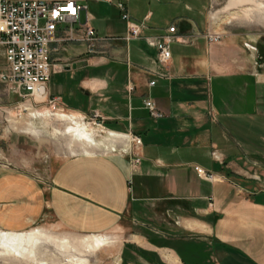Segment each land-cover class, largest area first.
Wrapping results in <instances>:
<instances>
[{
    "label": "crops",
    "instance_id": "1",
    "mask_svg": "<svg viewBox=\"0 0 264 264\" xmlns=\"http://www.w3.org/2000/svg\"><path fill=\"white\" fill-rule=\"evenodd\" d=\"M77 1L80 23L98 35L125 34L123 1L133 20H147L143 35L173 24L177 38L160 64L143 39L110 40L95 55L84 42H60L66 49L52 57L63 67L50 74L47 98L97 112L128 148L140 138V162L91 149L54 161L47 182L0 164V233L41 229L70 245L40 240L33 260L7 264H88L76 240L112 242L109 232L122 234L120 264H264V0Z\"/></svg>",
    "mask_w": 264,
    "mask_h": 264
},
{
    "label": "built area",
    "instance_id": "2",
    "mask_svg": "<svg viewBox=\"0 0 264 264\" xmlns=\"http://www.w3.org/2000/svg\"><path fill=\"white\" fill-rule=\"evenodd\" d=\"M117 8L126 25L122 37L98 35L92 26L82 25L80 12L86 6L77 0H0V49L3 56L0 82L21 97L38 102L43 97L55 107L56 100L47 98L45 85L50 74L63 67L52 57L53 52L66 49L60 44L63 41L84 42L87 52L103 54L110 40L130 42L143 39L147 45L156 48L157 63L167 62L171 57L170 44L177 38L175 25L166 27L159 35L146 36L143 35L148 27L145 18L133 20L123 1L117 2ZM59 29L64 33L61 37L57 34ZM55 42L59 44L52 46ZM144 104L152 117L162 116L152 101L145 100ZM132 139L137 145L141 143L138 137ZM139 161L140 157L135 155L133 163ZM195 170L200 177L213 179L212 173L200 167Z\"/></svg>",
    "mask_w": 264,
    "mask_h": 264
},
{
    "label": "rangeland",
    "instance_id": "3",
    "mask_svg": "<svg viewBox=\"0 0 264 264\" xmlns=\"http://www.w3.org/2000/svg\"><path fill=\"white\" fill-rule=\"evenodd\" d=\"M83 2L88 3L87 0H83ZM0 60L2 61L1 71L3 68L1 52ZM53 104L47 100L38 102L29 97H21L14 93L11 88L0 82V164L5 165L6 168H13L27 173L41 182L48 181L51 174L50 165L54 161L62 160L73 153L89 152L91 149L97 152L131 155L132 164L136 165L133 163V153L137 144L133 139L130 142L129 148L123 141L112 142L115 146L114 150L107 149L106 146L91 148L90 144L85 141L64 134V129L69 123L57 117V114L74 115L76 117L75 121L88 130L87 134H91V139L96 141V143L106 141L107 133L116 132L121 134L110 123L103 121L97 112L90 111L79 114L77 111L66 109V107L59 105L57 102H55V107L52 106ZM30 127H36V129H33L35 131L34 134L30 133L31 131L29 132V130H32ZM38 230L45 233L41 229ZM47 230L62 232L56 230L55 227H47ZM108 234L113 237V241L110 242L111 237L102 235L105 238V244L91 253H86L88 264H120V259L123 255L121 251L122 234L112 232ZM52 237L54 238L53 245L58 249L62 248L66 250L70 248L67 239ZM83 237L76 240L77 245H79V240ZM77 245L74 244L76 249L73 247L68 256L71 260L79 258L80 254ZM3 253L4 251L0 246V264H7L10 259L7 256L11 255ZM49 257H51L49 258L50 261L54 263H59L65 258V256L59 255Z\"/></svg>",
    "mask_w": 264,
    "mask_h": 264
},
{
    "label": "bare ground",
    "instance_id": "4",
    "mask_svg": "<svg viewBox=\"0 0 264 264\" xmlns=\"http://www.w3.org/2000/svg\"><path fill=\"white\" fill-rule=\"evenodd\" d=\"M45 98H41L39 101H44ZM58 118L64 119L69 123L65 129L64 134L75 137L78 140L85 141L90 144L91 148H99L105 147L107 149L114 150L115 146L112 142L123 141L128 143L130 141L129 137L126 135H121L116 132L107 133L106 141L96 143V141L92 140L90 135L87 134L88 130L82 127L79 122L75 121L76 117L74 115H65V114H57ZM32 130H29L30 133L34 134L36 127H30ZM83 153H87L84 151ZM53 237L47 235L46 233L36 229L30 232L25 233H0V246L3 249L4 253L7 255H11L17 258H28L34 259L35 249L37 246V242L40 240H44L48 243H53ZM105 244V238L100 235H88L84 236L81 240H79V246L82 247L83 252L91 253L98 247ZM73 261V260H72ZM43 264V263H42Z\"/></svg>",
    "mask_w": 264,
    "mask_h": 264
}]
</instances>
